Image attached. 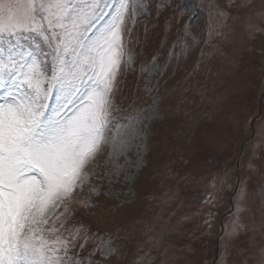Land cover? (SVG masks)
Returning a JSON list of instances; mask_svg holds the SVG:
<instances>
[{
    "label": "rangeland",
    "instance_id": "1",
    "mask_svg": "<svg viewBox=\"0 0 264 264\" xmlns=\"http://www.w3.org/2000/svg\"><path fill=\"white\" fill-rule=\"evenodd\" d=\"M146 3L114 113H154L146 139L129 141L114 162L107 149L98 158L69 206L68 230L80 227L79 243L87 237L84 264H256L264 247V0ZM177 3L197 10L174 46L189 20L172 18ZM220 11L227 19L216 35L209 29Z\"/></svg>",
    "mask_w": 264,
    "mask_h": 264
},
{
    "label": "snow or ice",
    "instance_id": "2",
    "mask_svg": "<svg viewBox=\"0 0 264 264\" xmlns=\"http://www.w3.org/2000/svg\"><path fill=\"white\" fill-rule=\"evenodd\" d=\"M196 10L173 6L178 25L189 15L174 46ZM147 11L146 0H0V264H84L87 237L68 230L69 206L106 149L114 162L129 141L143 145L154 115L114 114L127 42ZM218 17L216 35L227 14ZM256 257L264 264V247Z\"/></svg>",
    "mask_w": 264,
    "mask_h": 264
}]
</instances>
